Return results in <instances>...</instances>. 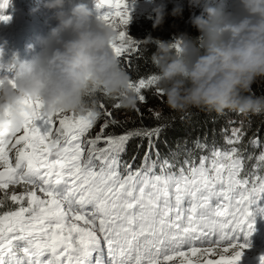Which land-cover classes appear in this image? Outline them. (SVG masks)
Here are the masks:
<instances>
[{
	"label": "snow or ice",
	"instance_id": "snow-or-ice-1",
	"mask_svg": "<svg viewBox=\"0 0 264 264\" xmlns=\"http://www.w3.org/2000/svg\"><path fill=\"white\" fill-rule=\"evenodd\" d=\"M95 8L116 31L111 47L127 71L140 43L127 35V0ZM129 86L138 114L146 90L163 95L155 74ZM89 95L81 111L46 113L24 100L22 128L0 131V264H239L255 213L264 214V165L247 169L235 148L161 160L158 129L110 132L126 123L115 115L120 98ZM134 137L148 141L139 166L121 159Z\"/></svg>",
	"mask_w": 264,
	"mask_h": 264
},
{
	"label": "clouds",
	"instance_id": "clouds-1",
	"mask_svg": "<svg viewBox=\"0 0 264 264\" xmlns=\"http://www.w3.org/2000/svg\"><path fill=\"white\" fill-rule=\"evenodd\" d=\"M225 1V7H216L211 0H188L190 7L203 9L191 18L200 36L156 41L155 75L173 112L264 113V95H256L252 87L264 79V0ZM44 7L56 24L41 38L40 52L19 61V52L13 51L11 59L19 66L11 77L0 78V131L14 136L22 128L28 110L24 100H40L46 113L81 111L89 106V93L101 92L133 109L137 97L129 86L130 75L111 47L117 37L114 28L82 0H44ZM153 11L154 27L163 24L166 4H157ZM182 12L177 4L171 14ZM4 55L0 46V60Z\"/></svg>",
	"mask_w": 264,
	"mask_h": 264
},
{
	"label": "trees",
	"instance_id": "trees-1",
	"mask_svg": "<svg viewBox=\"0 0 264 264\" xmlns=\"http://www.w3.org/2000/svg\"><path fill=\"white\" fill-rule=\"evenodd\" d=\"M151 1L158 2V0ZM163 1L168 4L171 3L166 8L167 15L163 22L164 26L176 21V16H173L171 12L177 4L182 5L183 10L188 9L186 0ZM193 9L195 10V8ZM136 16L155 18L154 15ZM175 34L174 26L159 28H153L149 24L138 25L136 28L132 26L131 32L127 35L140 43L138 52L131 56L132 67L127 68L130 78L137 79L139 76L158 72L152 61V54L156 51V41L164 40L175 43L182 38ZM184 34L192 38L200 36V32L192 25L191 20L186 22ZM124 60L125 57H121V65L126 68ZM252 87L256 95H264V85L255 83ZM145 94L147 102L139 104L140 109L153 107L165 100L164 95H153L151 90H146ZM157 111L161 113L159 120L151 115H142L141 119V114L122 107L116 111L115 115L120 120H125V117L128 118L126 123L123 127L110 128L108 131L119 135L125 129H158L155 138L152 140V145L154 152L158 154L161 160H170L176 156L175 153L179 154L177 157L191 155L198 160L200 155L216 149L226 151L235 148L246 162L247 169L251 170L258 164L264 165V113L242 115L235 111L225 110L223 114H218L215 111L192 108L188 112L180 114L163 105ZM98 130L99 123L93 131ZM234 131L238 134L236 137L233 136ZM147 142V140L138 137L131 139L126 152L122 155V161L133 163L134 166L141 165ZM133 157L135 158L134 161Z\"/></svg>",
	"mask_w": 264,
	"mask_h": 264
},
{
	"label": "rangeland",
	"instance_id": "rangeland-1",
	"mask_svg": "<svg viewBox=\"0 0 264 264\" xmlns=\"http://www.w3.org/2000/svg\"><path fill=\"white\" fill-rule=\"evenodd\" d=\"M188 2V0H186ZM164 2L163 0H158L157 4ZM127 3H132V4H150L153 5L154 3L151 0H127ZM165 3V2H164ZM212 6H216V7H225L226 6V1L225 0H211ZM166 4V8L168 7V5H171V3H165ZM188 5V9L183 10L182 14L180 16H176V21L173 24H169L167 26H174L176 29V34L179 37L183 36V33L185 32V26H186V22L188 20H191V18L194 15H200L202 12V7H195V10L193 9V7H190L189 4ZM194 11V12H193ZM141 15H154L153 13H141L138 12ZM137 13H130V21L128 23V26L126 27V31L127 33L131 32L132 30V26H134L135 28L138 25H151V27L153 28H159V27H167L164 26L163 24L154 27V22H155V18H150V17H137L136 16ZM256 84L258 85H264V79H258L256 81ZM163 105V106H167L165 100L162 102H159L157 105H154L153 107H146V108H141L140 109V114H142L143 116H155V112L158 110V108ZM149 109H153L154 111L150 113ZM128 119L125 117V120ZM99 123V122H98ZM97 123V124H98ZM238 134L236 133V131H234L233 136L236 137ZM132 147V145H130ZM135 146V145H134ZM261 256H264L262 253H256L252 250H248L247 248L244 249V254L243 257L246 258H260ZM217 259L219 258L218 256L216 257ZM169 264H172V262H170Z\"/></svg>",
	"mask_w": 264,
	"mask_h": 264
},
{
	"label": "bare ground",
	"instance_id": "bare-ground-1",
	"mask_svg": "<svg viewBox=\"0 0 264 264\" xmlns=\"http://www.w3.org/2000/svg\"><path fill=\"white\" fill-rule=\"evenodd\" d=\"M35 2L37 1V0H34ZM85 3H87V2H85ZM87 5L91 8H95V5H96V0H94V2H92V3H87ZM23 40L24 41H28V43H33L35 40H28V39H24L23 38ZM32 49V48H31ZM32 51V50H31ZM39 51V50H38ZM29 53V49L27 48V47H25V48H23L22 50H21V53H20V55H19V60L22 58V57H24V56H26L27 54ZM32 52H30V54H31ZM18 62V61H17ZM175 155L176 156H178L179 154L178 153H175Z\"/></svg>",
	"mask_w": 264,
	"mask_h": 264
}]
</instances>
